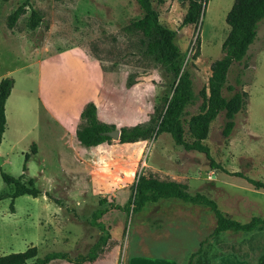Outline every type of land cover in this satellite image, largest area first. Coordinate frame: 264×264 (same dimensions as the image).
Returning <instances> with one entry per match:
<instances>
[{
    "label": "rangeland",
    "instance_id": "obj_1",
    "mask_svg": "<svg viewBox=\"0 0 264 264\" xmlns=\"http://www.w3.org/2000/svg\"><path fill=\"white\" fill-rule=\"evenodd\" d=\"M25 1L0 0V79L15 82L0 168L18 178L25 165L26 179H34L42 192L65 198V189L52 183L53 170L49 168L41 175L37 157L31 153L33 143L37 148L38 133H43L37 123V76H41L43 96L49 94L48 103L65 112L74 101L77 108L93 102L99 121L119 131L160 116L171 90L169 73L158 60L145 54L141 12L135 0H28L26 13L9 29L8 16ZM163 1L158 4L154 0L153 6L161 23L177 32L176 42L191 75L194 100L185 114L189 118L198 112L200 91L207 87L211 75L210 65L222 57V44L229 32L225 18L234 0H201L199 23L186 27L181 26L185 0ZM32 10L42 18L34 31L27 27ZM35 50L40 56L35 55L32 65L29 57ZM249 50L245 60L233 64L227 73L226 87L242 89L249 95L245 109L235 117L229 138L222 134L225 119L219 114L204 141L208 154L186 151L168 134L130 146L111 138L87 151L73 140L77 154L91 165L94 161L101 166L90 172L96 188L106 193L112 188L119 190L117 204L124 206L140 176L174 181L186 185L191 195L213 200L229 219L240 223L253 217L264 219V189H256L247 181L264 184V20ZM237 79L243 86L237 85ZM77 93H81L80 99L74 96ZM224 95H229L226 90ZM48 164L54 167L52 157ZM4 191L9 192L0 176V193ZM31 198H16L13 213L10 199L0 202V256L26 250L33 235L30 221L41 211L39 202ZM106 200L116 202L108 196ZM81 202L76 208L65 204L77 218V212L84 215L91 206L90 199ZM102 218L111 233L107 253L116 252L117 264H188L205 240L209 264H258L264 255V230L213 237L214 214L204 206L178 200L148 204L133 216L110 210ZM69 227L67 223L65 228ZM76 227L82 230V226ZM45 250L40 251L39 258L48 253Z\"/></svg>",
    "mask_w": 264,
    "mask_h": 264
},
{
    "label": "trees",
    "instance_id": "obj_2",
    "mask_svg": "<svg viewBox=\"0 0 264 264\" xmlns=\"http://www.w3.org/2000/svg\"><path fill=\"white\" fill-rule=\"evenodd\" d=\"M135 1L141 12L145 54L151 59L158 60L168 70L171 90L164 99V108L160 116L152 117L145 124L121 128L119 143L134 144L148 141L157 134H168L174 143L184 150L208 154L209 149L204 141L215 118L219 114H223L225 123L222 134L225 138H229L235 128L236 115L246 107L248 93L242 89L236 90L233 86L226 87L227 73L233 64H240L245 60L250 46L255 42L258 26L264 20V0H234L225 18L229 32L222 44V57L210 65L211 75L207 87L200 91L201 104L198 112L189 118H185L186 108L193 102L194 93L191 75L185 64V54L176 42L177 32L161 23L159 14L153 6L154 0ZM27 2L28 0L19 5L8 16L7 26L9 29H12L18 19L26 13V8L29 6ZM156 2L164 3L163 0H156ZM184 3L186 13L181 26L197 25L202 15V1L185 0ZM41 21L40 15L32 10L27 23L28 29L34 31ZM236 83L240 87L243 86L241 79H237ZM13 85L14 81L11 78H4L0 81V144L6 129L5 103ZM224 90L229 94L228 96L224 95ZM79 122L75 137L80 146L86 149L98 147L110 141L111 138L108 134L115 130L114 126L99 121L98 110L93 102L84 105ZM31 153L34 155L37 153L34 143L31 146ZM28 159L29 155L27 154L25 163ZM23 172H26L25 165ZM24 173L20 177L14 178L0 168L1 179L9 190V192L0 193V201L10 199L12 213L14 211L13 202L16 198L24 195L37 197L44 194L54 203L75 214V211L67 208L64 202L58 201L50 193L42 192L37 188L35 180L26 179ZM247 181L256 189H264L263 183L251 179H247ZM165 200H178L208 208L216 219L213 237L225 233L250 234L264 230L263 218L253 217L247 223H240L225 217L218 209L217 204L206 196L189 194L188 187L184 184L140 176L126 205H114L105 198L99 202V208L91 213L87 222L90 226L97 228L101 235L86 255L79 254L72 257L68 253L52 252L39 258L36 247H31L21 253L0 256V264H53L56 261L70 264L92 263L103 253L111 239L109 229L101 221L104 215L110 210H117L127 214L131 213L133 216L140 213L148 204ZM205 243L206 240L190 256L188 264H193L195 258H197L196 264H209L206 259L208 253L203 247ZM258 264H264V255L259 258Z\"/></svg>",
    "mask_w": 264,
    "mask_h": 264
},
{
    "label": "crops",
    "instance_id": "obj_3",
    "mask_svg": "<svg viewBox=\"0 0 264 264\" xmlns=\"http://www.w3.org/2000/svg\"><path fill=\"white\" fill-rule=\"evenodd\" d=\"M178 1H182V0H178ZM196 1H201V0H196ZM257 38H258V32H257ZM251 46L249 49H251ZM36 52L37 51L35 50L34 53L31 54L29 57V63H31L32 65H35L36 62L35 55L39 54V51L37 53ZM249 52L250 50H248V53ZM37 62L40 63L39 60H37ZM32 65H30V67ZM33 76L36 77L35 74ZM1 80L2 79H0V81ZM37 80H38L37 93H36V97H37L36 108L38 114L37 123H38V127L39 125H42L39 127V129H43V133L40 130H39L40 132L38 133L40 135V139L38 138L37 140V153H36L40 174L42 175L49 168L53 170L55 177V181L52 182L53 185L55 186V188L57 186H62V188L65 189V198L57 197L58 201L64 202L70 208L72 206L76 208L77 204L82 203L81 201L84 202L85 200L90 199L91 206L88 212L84 215H81L79 214V212H77L78 213V218H77L73 214L69 213L62 206L54 203L49 197H47L44 194H41L37 197L24 195L26 197H32L30 200L33 201L34 203L39 202L41 207V211L39 212V214L33 217L30 221L29 231L33 232V235L32 238H30L28 243L26 244L25 249L27 250L31 247H36L37 257L40 251H42L43 249H46L45 251H47L48 253H52V252L68 253L72 257H75L79 254L86 255L89 252L90 248L98 241L101 235L100 231L97 228H94L89 225L87 219L89 218L92 212H94L96 209L99 208V202L105 199L106 196H108V198L111 197L116 201L114 203L111 200L108 201L109 203H112L114 205H119L117 204L118 203L117 200L120 195L119 194L120 192H118L119 190H115V188H112L111 190L112 192L110 191L108 193L98 190L96 186L93 184V177H91L90 172H93L95 168H101V166L95 163L94 161H93L94 165H91L86 159H84L81 155L77 154V152H75L74 150L73 140H76L75 137L76 125L79 121L80 113L84 105L81 106L80 108L79 107L77 108L76 104H74L75 103L74 101L73 103L68 105L70 107H65V108H69L66 109L65 112L60 111L56 105L54 106L51 102L49 103L47 102L46 98L49 96V94L46 97L43 96L40 75L37 76ZM14 88H15V82L11 90L10 96L5 103L6 124L8 123V113H7L8 104L10 102V98L14 91ZM49 93H50V89H49ZM74 96H76V98L79 97V99L82 97L81 93L74 94ZM42 134L45 135L46 138L44 136L42 137L41 136ZM4 140H5V132L2 137L0 149L3 146ZM76 143L78 144L77 145L78 148L84 151L97 148L94 147V148L86 149L81 147L77 140ZM118 144H120L119 140H118ZM122 145L126 146L127 144H122ZM128 145L130 146L133 144H128ZM50 157H52L53 159L54 167H50L48 164ZM73 201H75L76 205L73 204ZM102 219L101 221L104 223ZM67 223H70L71 225L69 229L65 228V225ZM77 225L82 226V230L76 227ZM107 249L108 247L104 249L103 253L100 254L99 257L94 262L92 263L87 262L84 264H117V259H115L116 252L114 253L113 251L107 253ZM105 258L107 259L105 260ZM53 264H70V263L64 261H56Z\"/></svg>",
    "mask_w": 264,
    "mask_h": 264
},
{
    "label": "water",
    "instance_id": "obj_4",
    "mask_svg": "<svg viewBox=\"0 0 264 264\" xmlns=\"http://www.w3.org/2000/svg\"><path fill=\"white\" fill-rule=\"evenodd\" d=\"M108 135L110 136V138L118 140L120 132L118 130H114L110 132Z\"/></svg>",
    "mask_w": 264,
    "mask_h": 264
}]
</instances>
